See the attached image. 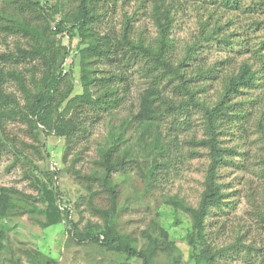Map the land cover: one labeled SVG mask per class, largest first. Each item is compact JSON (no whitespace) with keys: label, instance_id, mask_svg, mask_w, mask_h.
<instances>
[{"label":"rangeland","instance_id":"374dc122","mask_svg":"<svg viewBox=\"0 0 264 264\" xmlns=\"http://www.w3.org/2000/svg\"><path fill=\"white\" fill-rule=\"evenodd\" d=\"M40 3L38 10L19 0V12L26 20L39 26L43 17L50 28L56 27L61 14H54L52 5L61 3L63 12H74L77 0H32ZM264 0H242L238 10L220 7L209 0H173V26L169 38L171 64L180 66L188 80L194 100L207 107L220 99L224 81L235 74L243 62L257 72L254 87L243 89L230 101L231 120L222 125L219 139L222 146L233 149L219 169V183L225 194L221 210L213 209L205 218L203 234L214 251H222L214 264H264ZM151 0H116L104 13L98 30L101 34L119 36L122 25L131 19L135 40L153 42L156 28L149 16ZM3 8L0 0V17ZM0 19V53L13 52L17 45L25 47V39L9 33ZM70 25V24H69ZM68 25V27H69ZM62 46L69 56L63 62V81L58 94L69 85L73 91L53 113L71 121L76 130L64 136L54 131L43 134L20 121H5L0 132V188L17 190V197L29 204L26 213L0 219L5 232L0 264H142L140 258L109 250L93 241H84L85 233L98 234L110 207L109 193L91 177L98 176L100 155L109 142L108 132L122 127L125 138L133 144L136 136L134 116L139 110L141 93L154 82L148 72L149 63L141 57L124 55L115 61L104 60L80 64V38L74 30L63 32ZM195 54L186 57L187 48ZM186 57V58H185ZM5 71L21 72L28 88L34 91L30 75L36 80L44 73L38 61L18 64L4 63ZM119 74L108 85L97 81ZM118 89L116 107L97 108L93 100L107 87ZM160 89L178 111H165L160 132L169 140L171 155L167 166L159 168L154 179L146 177L147 168L139 155L136 165L111 175L116 191L111 226L119 235L136 240L143 248L146 237L171 242L176 261L166 252L157 250L152 264H204L196 256L187 237L191 232L189 215L179 205L181 201L196 207L203 190L208 164L207 150L193 140L204 138L202 110L189 103L179 90V80L165 75ZM6 100H14L25 108V100L16 83L5 80L1 85ZM34 93V92H33ZM90 96V98H89ZM59 101L58 96L54 104ZM237 105H234L236 104ZM237 113H242L238 115ZM68 129L69 127L67 122ZM55 172H58L56 175ZM48 186L70 205L74 233L65 221L44 228L40 213L45 204L40 200L41 188ZM163 230L166 239L161 238ZM199 248L202 245H198ZM51 264V263H50Z\"/></svg>","mask_w":264,"mask_h":264},{"label":"trees","instance_id":"16d2710c","mask_svg":"<svg viewBox=\"0 0 264 264\" xmlns=\"http://www.w3.org/2000/svg\"><path fill=\"white\" fill-rule=\"evenodd\" d=\"M25 5H30L38 10L40 3L32 0H20ZM220 7L230 10H238L242 5V0H209ZM7 8L1 11V17L6 23L2 24L9 33H17L25 39V47L17 45L13 52L0 53V132H3L5 121H20L29 128L40 129L43 134L54 131L57 136H64L71 130L77 128L72 126L71 121L67 122L63 115L57 114L53 120L52 115L60 104L65 101L73 91V85H69L65 92L58 94V88L63 81V62L69 56L66 47H63L62 38L58 35L67 31L71 34L74 30L80 38V64L85 65L94 61L104 60L106 62L115 61L121 52L127 56L141 57L148 61V72L153 75L154 82L146 88L140 95L139 110L134 116V126L136 136L133 144L125 138L122 127H113L108 132L109 142L100 155L98 176L91 177L105 191L109 193L110 207L106 213L105 223L98 234L85 233L82 237L84 241H93L103 247L118 252L125 253L130 257L140 258L142 264H152V259L157 250H162L172 259H177L175 247L171 242L158 240L155 236L144 234L146 237L143 248H139L136 240L117 234L111 226V218L114 214L116 191L111 180V175L117 171H124L129 165L138 163L137 157L140 155L146 165V177L154 179L155 172L167 166L171 155V144L161 134L160 121L165 111H178V107L170 103L167 96L160 89L161 80L165 75H170L179 80V90L187 96L189 103L195 104L202 110L204 118V138L193 140L207 150L208 164L206 167L203 190L196 207L189 206L183 201L181 208L189 215L191 220V232L187 237L189 246L196 253L202 256L204 264H214L216 256L222 251H214L207 244L206 236L203 234L205 218L213 209L221 210L225 203V194L222 185L219 183V169L226 163L227 157L233 149L225 148L221 144L219 135L222 125L233 117L230 114L232 105L230 101L243 91L254 87L257 81V72L247 62H243L238 71L227 77L224 81L220 99L211 107L197 103L194 100V93L188 88V80L184 79L180 73V66L171 64L170 51L173 48L172 40L169 38L173 26L171 15L173 0H151L149 16L156 28L157 36L153 42L148 43L143 39L132 38V21L127 18L122 25L119 36L101 34L98 25L104 13L110 9V5H115L116 0H77L74 12H63L64 6L59 3L52 5L54 14H61V19L56 23L54 30L50 28L49 19L43 17V24L36 26L31 21L26 20L24 13L19 12V0H3ZM264 6V1L262 2ZM70 24V25H69ZM69 25V27H68ZM264 45V42H263ZM195 54L194 46L187 48L186 57ZM185 57V58H186ZM38 61L44 73L39 80H36L33 72L30 81L33 84L34 93L28 88L27 80L21 72L16 70L5 71L4 63L18 64L22 62ZM88 63V64H89ZM119 74H110V77L97 81L100 85H108L112 79H119ZM12 80L16 83L19 91L25 96V100H31L25 108L20 107L14 100H6L1 89L5 80ZM118 89L107 87L95 100L92 101L97 108L116 107L118 105L115 97ZM59 101L54 104L56 97ZM90 98V96H89ZM234 105H237L234 104ZM102 106H104L102 108ZM242 115V113H237ZM57 175L58 172H55ZM17 190L13 188H0V219L26 213L29 204L17 197ZM40 200L45 204V208L40 213L45 217L42 224L44 228L57 225L62 221L68 224L74 233L76 224L72 222L71 209L67 201L60 199L63 206L61 211L56 204L57 198L48 186L41 188ZM264 221V217H263ZM161 238L166 239L167 234L160 230ZM5 232L0 227V250L4 248ZM198 245H202L199 248ZM48 263L53 264L51 260Z\"/></svg>","mask_w":264,"mask_h":264},{"label":"built area","instance_id":"2783aa9c","mask_svg":"<svg viewBox=\"0 0 264 264\" xmlns=\"http://www.w3.org/2000/svg\"><path fill=\"white\" fill-rule=\"evenodd\" d=\"M54 30V28H52Z\"/></svg>","mask_w":264,"mask_h":264}]
</instances>
